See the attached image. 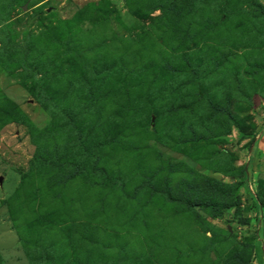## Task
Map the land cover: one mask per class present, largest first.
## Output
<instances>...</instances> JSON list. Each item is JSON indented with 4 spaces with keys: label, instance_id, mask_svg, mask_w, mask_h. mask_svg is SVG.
<instances>
[{
    "label": "rangeland",
    "instance_id": "1",
    "mask_svg": "<svg viewBox=\"0 0 264 264\" xmlns=\"http://www.w3.org/2000/svg\"><path fill=\"white\" fill-rule=\"evenodd\" d=\"M263 259L264 0H0V264Z\"/></svg>",
    "mask_w": 264,
    "mask_h": 264
},
{
    "label": "trees",
    "instance_id": "2",
    "mask_svg": "<svg viewBox=\"0 0 264 264\" xmlns=\"http://www.w3.org/2000/svg\"><path fill=\"white\" fill-rule=\"evenodd\" d=\"M40 98L48 100V97H46L43 93H40Z\"/></svg>",
    "mask_w": 264,
    "mask_h": 264
},
{
    "label": "built area",
    "instance_id": "3",
    "mask_svg": "<svg viewBox=\"0 0 264 264\" xmlns=\"http://www.w3.org/2000/svg\"><path fill=\"white\" fill-rule=\"evenodd\" d=\"M262 264H264V259H263V263Z\"/></svg>",
    "mask_w": 264,
    "mask_h": 264
}]
</instances>
